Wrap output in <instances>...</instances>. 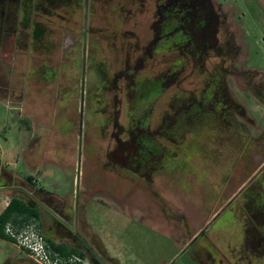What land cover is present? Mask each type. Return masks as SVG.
<instances>
[{"label":"flooded vegetation","instance_id":"flooded-vegetation-1","mask_svg":"<svg viewBox=\"0 0 264 264\" xmlns=\"http://www.w3.org/2000/svg\"><path fill=\"white\" fill-rule=\"evenodd\" d=\"M47 43L60 50L81 44L73 87L82 103L103 105L97 94H112V105L100 106L102 138L112 141L102 162L112 175L104 183L128 173L131 184L138 186L137 176L151 189L158 173L195 165L199 154H209L233 124L257 126V157L249 161L255 173L248 177L244 164L242 187L220 210L241 196L234 216L241 230L227 232L225 246L212 241L216 253L200 246L196 257L197 264H264V116L255 122L248 115L249 98L264 108V66L251 62L254 54L264 56V0H0V61ZM104 43L111 52H89ZM83 122L80 140L89 135V118ZM38 210L39 218L30 220L45 236ZM78 212H72L76 230ZM79 231L73 246L59 243L91 251ZM204 235L203 229L190 236L182 248Z\"/></svg>","mask_w":264,"mask_h":264},{"label":"rangeland","instance_id":"rangeland-1","mask_svg":"<svg viewBox=\"0 0 264 264\" xmlns=\"http://www.w3.org/2000/svg\"><path fill=\"white\" fill-rule=\"evenodd\" d=\"M97 32L92 30V37H97ZM111 47L105 43L100 48L93 45L89 52L108 53ZM22 53L21 58L7 55L0 61V153L5 150L13 157L6 160L15 175L24 178L23 185L32 184L25 178L32 174L36 187L44 189L31 187L29 192L16 190L11 195L18 193L39 203L45 236L73 246L80 230L94 253L84 246L72 248L84 251L83 258L90 262L97 254L107 264H197L200 246L216 253L212 241L228 237L233 227L239 233L236 205L241 196L220 210L227 197L242 187L238 188L245 178L244 164L248 177L255 173L254 164L249 162L257 157L255 124L246 121L242 130L233 124L213 143L209 154L204 151L195 158V165L158 173L151 185L157 194L145 188L137 176L138 186L131 184L127 177L133 176L128 173L115 176L111 184L104 183L103 178L112 175L102 169L106 146L112 141L102 138L104 129L99 125L105 115L100 106L107 108L108 100L111 106L112 94L108 89L97 94L106 101L103 105L90 107L86 98L82 103L79 91L73 87L80 71L81 44L60 50L47 43ZM251 62L264 66V56L254 54ZM248 115L260 122L264 108L249 98ZM87 118L89 135L80 140L78 134L84 131L83 121ZM119 120L125 121L123 116ZM58 160L66 162L67 167L55 166ZM43 170L46 173L41 175ZM2 194L0 190V201ZM52 194L61 197L55 200L58 207L51 201ZM75 209L79 211V230L75 229L72 214ZM66 212L67 218L63 215ZM203 229L204 236L182 248L190 236ZM220 244L225 246L226 241ZM219 255L224 258L223 253ZM0 264L37 263L13 241L0 237Z\"/></svg>","mask_w":264,"mask_h":264},{"label":"built area","instance_id":"built-area-1","mask_svg":"<svg viewBox=\"0 0 264 264\" xmlns=\"http://www.w3.org/2000/svg\"><path fill=\"white\" fill-rule=\"evenodd\" d=\"M0 227L37 264H91L78 254L65 255L53 249L34 220H23L20 225L8 221Z\"/></svg>","mask_w":264,"mask_h":264},{"label":"crops","instance_id":"crops-1","mask_svg":"<svg viewBox=\"0 0 264 264\" xmlns=\"http://www.w3.org/2000/svg\"><path fill=\"white\" fill-rule=\"evenodd\" d=\"M63 156V155H62ZM51 157V156H49ZM8 158H11L13 160V157L9 154V152L3 150L1 153H0V190L3 191V198L1 199L0 201V212L6 207V205L8 204L10 198H11V192L14 191L16 192H20L21 190H24V191H27L29 192V190H31L32 188L33 189H39V190H44L43 188H37L36 187V181L34 179V176L32 174H27L25 178H27V180L31 179V183L32 184H28V185H23V180L24 178L23 177H18V175L14 173V171L12 170V168L9 167L10 165V161H7L6 159ZM51 159V158H49ZM48 159V160H49ZM11 160V161H12ZM47 160V161H48ZM48 162H51L50 160ZM16 163V162H15ZM52 163V162H51ZM55 166H57L58 168H62L64 169L65 167H67V163L64 162V161H57V163H53ZM67 169V168H66ZM37 172V171H36ZM38 172L40 173V170H38ZM44 173H46L45 170L41 171V175H44ZM46 175V174H45ZM3 180V181H2ZM30 186V187H29ZM32 187V188H31ZM50 193V192H49ZM18 194V193H17ZM17 194H14L12 197H19ZM19 198H22L23 200L29 202L32 206L34 207H37L39 208V203L38 202H34L32 200H27L23 197H19ZM52 198L51 201L53 203L54 206L58 207L56 205V199H59L60 200V196H54L52 194ZM14 221H12L15 225H20L21 222L24 220L22 218V216L20 215H17L15 216V218L13 219ZM235 225V224H233ZM239 228V231L241 230V225L239 224V226L237 227ZM236 228V230H237ZM234 227L232 229V231L230 233H235L234 232ZM235 230V231H236ZM50 239V238H49ZM54 242H60V241H57V240H54ZM65 245V244H64ZM67 247V245H65ZM112 257L113 259H117L118 261V258L116 256H110ZM101 264H107L105 263L103 260L101 262ZM117 264H120V262L118 261Z\"/></svg>","mask_w":264,"mask_h":264},{"label":"trees","instance_id":"trees-1","mask_svg":"<svg viewBox=\"0 0 264 264\" xmlns=\"http://www.w3.org/2000/svg\"><path fill=\"white\" fill-rule=\"evenodd\" d=\"M20 215L24 220L29 219H38L39 210L37 207L32 206L29 202L23 200L19 197H11L6 207L0 212V226L4 225L8 221H14L15 216ZM0 237L9 239V238L0 227ZM47 241L50 243L53 249L59 251L61 254L69 255L71 253H78L80 256L84 257L85 253L81 250H76L72 247H66L64 244L59 242H54L53 240L47 238ZM92 264H101L99 261H92Z\"/></svg>","mask_w":264,"mask_h":264}]
</instances>
